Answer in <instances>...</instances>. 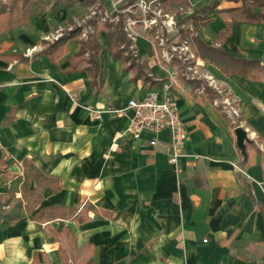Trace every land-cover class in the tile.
Listing matches in <instances>:
<instances>
[{
	"label": "crops",
	"instance_id": "0c3cea01",
	"mask_svg": "<svg viewBox=\"0 0 264 264\" xmlns=\"http://www.w3.org/2000/svg\"><path fill=\"white\" fill-rule=\"evenodd\" d=\"M185 2L166 32L213 0ZM240 4L221 0L204 23L182 26L234 57L264 60V23L233 21L221 35L237 16L226 9ZM78 8L88 9L44 11L0 36V195L19 180L23 202L22 217L0 229V264H264V79L226 75L191 43V58L167 60L171 44L146 30L131 45L141 73L115 56L103 30L94 86L86 59L75 67L80 38L47 53ZM207 76L237 100L245 153L237 126L195 85H209ZM165 83L189 133L180 173L168 160L169 130L152 145L151 133L133 136L130 111L114 112Z\"/></svg>",
	"mask_w": 264,
	"mask_h": 264
},
{
	"label": "trees",
	"instance_id": "16d2710c",
	"mask_svg": "<svg viewBox=\"0 0 264 264\" xmlns=\"http://www.w3.org/2000/svg\"><path fill=\"white\" fill-rule=\"evenodd\" d=\"M98 0H7L4 2L0 0V36L7 31L13 30L19 25H28L33 19L40 13L46 11L49 15H53L60 9H71L76 5H82L91 7L97 3ZM139 0H124V2L113 12L109 14L112 17H119L115 22V19L109 21L108 19L96 21L94 19L88 20V24L93 30L88 32L89 40L83 41L79 39L80 44L79 51L75 54L73 60L75 67L86 59L88 66L86 70L89 72L92 83L94 86H98L102 76V58L101 49L99 46V33L105 31L109 40L110 49L118 58H123L129 63V68L136 67L139 72L142 73L144 64L137 62V56L134 54L131 45L133 39L128 36L126 30V22L129 16L133 14L123 13L125 8L133 7ZM163 4H167L170 1L176 0H160ZM221 0H213L208 6H197L193 12L186 15L183 19L177 22L178 31L169 40H172L173 44H179L184 38L188 37L190 29L183 27L184 23H191L194 27L205 22L208 12L212 10H218V6ZM240 1V5L226 9V11L235 13L237 16L227 22L226 28L221 32V35H225L230 32L233 21H243L249 23H264V0H237ZM100 7L106 10V5L101 1ZM258 7L259 9H255ZM98 13L96 12L95 15ZM104 16V15H102ZM79 28L69 37H59L49 44L47 53L52 55V52L59 50L57 53L64 51V46L70 38H76ZM155 32V29L152 30ZM163 35H166V31L163 29ZM178 37V40L176 38ZM189 43L196 48V54L202 59L207 60L214 64L226 75H240L251 79H264V60L261 59H243L237 58L222 50L219 47L206 44L197 34L193 33L192 37H189ZM159 42V41H157ZM174 61L180 60L174 56ZM197 87H204V94L210 99L217 97L216 90L212 89L204 80H194ZM162 90L163 84L159 86ZM19 185V180H15V183L10 188L9 196L4 197L0 195V229L5 228L15 223L23 215V202L20 198L16 197V191ZM218 205L216 201L211 210H214Z\"/></svg>",
	"mask_w": 264,
	"mask_h": 264
},
{
	"label": "built area",
	"instance_id": "2783aa9c",
	"mask_svg": "<svg viewBox=\"0 0 264 264\" xmlns=\"http://www.w3.org/2000/svg\"><path fill=\"white\" fill-rule=\"evenodd\" d=\"M150 2L147 0H139L136 5L141 8L143 13L148 14L150 8ZM129 9V8H128ZM147 26L156 25L158 18L155 15L146 16L142 20ZM138 20L129 17L126 22V30L128 35L135 39L136 32L134 26ZM175 24L173 19H169L166 22V26L173 27ZM63 34V30H60L56 35L49 37L48 39H58ZM160 43H164V39L160 38ZM37 50L36 46L27 49V54L33 55ZM190 52L189 41L183 40L180 44H171L170 50H164L163 56L167 60H171L174 55H177L182 60L191 58L192 55H186ZM211 85L217 92L215 103L223 110V112L229 117L232 124L235 126H241V110L237 104V100L218 85L215 80L207 76ZM171 83L163 84L161 89H152L142 99L132 98L124 108L114 109L116 113H129V129L132 131L135 138H140L144 133H151L154 137L150 140L152 145L158 143L156 135L162 130H169L171 136L170 146L168 148V160L174 166L177 173L181 172L180 158L184 155V150L189 137V133L185 122L180 116V111L177 104L165 97V93L169 91Z\"/></svg>",
	"mask_w": 264,
	"mask_h": 264
},
{
	"label": "rangeland",
	"instance_id": "374dc122",
	"mask_svg": "<svg viewBox=\"0 0 264 264\" xmlns=\"http://www.w3.org/2000/svg\"><path fill=\"white\" fill-rule=\"evenodd\" d=\"M3 1L6 2L7 0H3ZM101 1L106 5L107 7L106 10H103V8L100 7L99 2ZM123 2L124 0H98L96 4L91 5V7H88V9L78 8L76 10L77 19L74 22L72 21L73 23L72 27L66 25V22H67L66 20L63 21L64 29H63V34L60 37H69L73 31L75 32L77 28H79L76 38L83 39V41L87 42L89 40L88 32H91L93 30V28L89 26L88 20L94 19L96 21L102 22V20H105V19L106 20L108 19L109 21H112L113 19H115V22H116L119 19V17L117 16L112 17V15L109 13L115 11ZM150 8L151 9L146 15L143 13L141 8L138 7L136 4L131 8L130 6L125 8L124 10H122V12L126 14L131 13L134 15L132 16V18L138 20V22L134 26L135 32L139 33L143 30H146L147 34L150 36L152 41L160 42V38H163L164 39L163 44H165L166 46L168 44H173L172 40H169V39H171L176 34L175 32L177 31L166 32V35L164 36L163 29L167 27L165 24L167 20L170 19L171 16H173L175 20H177V17L181 16V13H183L185 9H187L185 0H176L170 4H163V3H159V1H155L153 3L151 2ZM96 12L98 13L97 15H95ZM149 15H155L158 18V23L156 25H152L150 29H146L145 28L146 24L142 20L145 19L146 16L148 17ZM187 26L188 25H186V27ZM173 27H175V24H173ZM153 29H155L154 33L151 32ZM188 29H190V27H188ZM193 33L194 31L192 29L189 30L188 35H187L188 37L184 38L183 40H189V37H192ZM136 38H138V43H140V40L142 38L139 37L138 35H136ZM54 40L47 41L48 45L52 43ZM176 40H178V37L176 38ZM161 60L163 59L161 58Z\"/></svg>",
	"mask_w": 264,
	"mask_h": 264
},
{
	"label": "water",
	"instance_id": "95a60500",
	"mask_svg": "<svg viewBox=\"0 0 264 264\" xmlns=\"http://www.w3.org/2000/svg\"><path fill=\"white\" fill-rule=\"evenodd\" d=\"M236 138H237V145L241 149L243 153L246 150V141L248 140L247 131L244 127L238 126L236 127Z\"/></svg>",
	"mask_w": 264,
	"mask_h": 264
}]
</instances>
